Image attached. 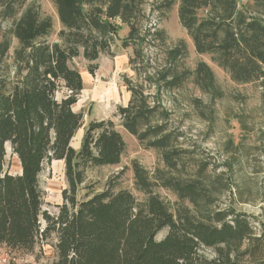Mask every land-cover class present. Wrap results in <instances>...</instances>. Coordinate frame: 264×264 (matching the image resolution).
Listing matches in <instances>:
<instances>
[{
    "label": "rangeland",
    "instance_id": "rangeland-1",
    "mask_svg": "<svg viewBox=\"0 0 264 264\" xmlns=\"http://www.w3.org/2000/svg\"><path fill=\"white\" fill-rule=\"evenodd\" d=\"M94 1L97 7L93 9H101V17L108 20V0ZM5 2L0 0V85L5 80L9 88L16 77L27 73L22 60L30 50L13 32L22 10L6 14ZM123 2L128 7L109 19L118 26L110 36V49L95 62L100 67L101 59L110 60L111 74L104 64L106 73L101 70L99 74L98 68L92 75L96 81L97 74L104 82L112 81L120 92L131 91L132 98L136 93V107L146 114L137 133L130 132L123 125L120 105L116 109L111 100L112 116L105 120L115 123L126 148L116 165L87 166L77 198L127 190L142 207L149 195L159 196L177 218L233 228L229 243L220 246L222 253L212 247L204 249L205 264L214 259L224 264L227 253L231 262L226 264H264V31L248 32L241 38L251 19L264 25V0H211L187 10L183 20V0ZM26 4L34 5L40 18L53 23L50 35L41 41L63 43L59 34L63 24L54 1L27 0ZM174 17L180 18L181 34L172 25ZM120 24L125 26L121 36ZM200 24L207 37L202 44L212 45L211 51L201 52L195 43L192 34L200 35ZM233 33L240 41L227 48L224 45L232 42ZM121 57L125 58L123 67L117 62ZM70 64L90 77V62L84 56L73 58ZM90 90L82 91L73 105L83 113V126L72 138L76 150L88 122L101 119L97 112L104 102L94 101ZM56 94L59 100L68 95L65 88ZM20 165L8 145L7 169L17 174ZM39 185L43 208L56 214L64 200L62 192L69 187L65 161L45 163ZM168 230L164 228L157 238H164ZM54 243L48 239L29 252L2 245L0 253H9L14 264H52Z\"/></svg>",
    "mask_w": 264,
    "mask_h": 264
},
{
    "label": "trees",
    "instance_id": "trees-1",
    "mask_svg": "<svg viewBox=\"0 0 264 264\" xmlns=\"http://www.w3.org/2000/svg\"><path fill=\"white\" fill-rule=\"evenodd\" d=\"M26 1L6 0L4 5L6 14L12 16L22 10L13 32L30 51L22 60L27 73L16 77L9 88L5 80L0 85V246L29 252L54 239L52 264H205L204 249L212 247L222 253L220 246L233 235L229 224L218 228L177 218L159 196L149 195L142 207L127 190L77 198L87 166L116 165L126 141L112 120L100 119L88 122L78 150L72 146V138L83 126V113L73 105L83 90L84 78L70 61L84 56L90 62L88 71L94 74L99 68L95 62L110 49V36L117 33L118 26L109 19L128 5L123 0H108L106 20L101 9H93L97 7L94 0H53L63 24L59 33L63 43L48 45L41 39L50 35L51 19L40 18L34 5ZM210 2L183 0L181 19L187 10ZM245 28L242 40L248 32L264 31V25L255 19ZM198 30L200 35L192 34L196 45L201 52L211 51L212 45L202 44L207 37L202 35L201 24ZM231 40L224 46L232 48L239 39L233 33ZM61 88L68 95L59 100L56 92ZM134 95L126 107L120 106L119 113L125 128L137 133L146 112L137 109ZM8 144L20 160L22 173H11L6 167ZM56 159L65 161L69 187L62 192L58 212L51 214L43 208L39 177L44 164ZM164 228L168 233L158 239ZM225 255L224 264L231 262L230 254Z\"/></svg>",
    "mask_w": 264,
    "mask_h": 264
},
{
    "label": "crops",
    "instance_id": "crops-1",
    "mask_svg": "<svg viewBox=\"0 0 264 264\" xmlns=\"http://www.w3.org/2000/svg\"><path fill=\"white\" fill-rule=\"evenodd\" d=\"M178 21H180V18L174 17L173 21H172V25H173V27H176L178 29L177 31H179V33L181 34L182 33L181 30H180V28H178ZM120 27H121V29H119V35H120V31H125L124 25L120 24ZM117 62L119 63L118 64L119 66L123 67L125 64V58L121 57ZM100 63H101L100 67L98 69L99 74H100L101 70L104 71L103 73H106L104 64L108 68V74H111L112 68L110 67V65H112V64H110V63H112V62H110V60H108V59H103V61L101 59ZM99 74H97L98 81H96L92 74L89 77L88 73L86 75H84V73H83L82 78H84V87H83L82 91H84L86 88L87 89L89 88L92 90V91L90 90V93L93 95L94 101L103 100L104 103L102 105V110L98 111L97 113L99 114V116H98L99 119L100 118L106 119V118H109L112 116L111 114L113 112V108L111 106V100L113 99V101L116 105L115 106L116 109H117V105L126 107L130 103V100L132 98V94H131L132 92L130 91V93H128L125 90L120 92L119 87H117L115 85V83H113L112 81H108L109 84L107 83V81H105L106 82L105 83L104 81L101 80L102 78L98 77ZM106 100L110 101V102L105 103Z\"/></svg>",
    "mask_w": 264,
    "mask_h": 264
},
{
    "label": "built area",
    "instance_id": "built-area-1",
    "mask_svg": "<svg viewBox=\"0 0 264 264\" xmlns=\"http://www.w3.org/2000/svg\"><path fill=\"white\" fill-rule=\"evenodd\" d=\"M152 23L157 25V19H153ZM0 264H14V261L9 253L1 252L0 253Z\"/></svg>",
    "mask_w": 264,
    "mask_h": 264
},
{
    "label": "bare ground",
    "instance_id": "bare-ground-1",
    "mask_svg": "<svg viewBox=\"0 0 264 264\" xmlns=\"http://www.w3.org/2000/svg\"><path fill=\"white\" fill-rule=\"evenodd\" d=\"M21 164V163H20ZM20 171H21V166H20Z\"/></svg>",
    "mask_w": 264,
    "mask_h": 264
},
{
    "label": "water",
    "instance_id": "water-1",
    "mask_svg": "<svg viewBox=\"0 0 264 264\" xmlns=\"http://www.w3.org/2000/svg\"><path fill=\"white\" fill-rule=\"evenodd\" d=\"M9 145V144H8ZM11 147V146H10ZM20 173H22V171L20 172Z\"/></svg>",
    "mask_w": 264,
    "mask_h": 264
}]
</instances>
